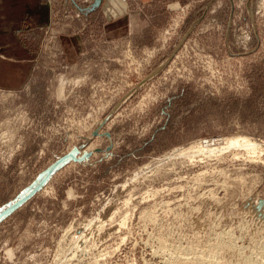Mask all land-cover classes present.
<instances>
[{"label": "rangeland", "instance_id": "rangeland-1", "mask_svg": "<svg viewBox=\"0 0 264 264\" xmlns=\"http://www.w3.org/2000/svg\"><path fill=\"white\" fill-rule=\"evenodd\" d=\"M51 1L0 86V209L91 152L0 219V264H264V0Z\"/></svg>", "mask_w": 264, "mask_h": 264}, {"label": "crops", "instance_id": "crops-1", "mask_svg": "<svg viewBox=\"0 0 264 264\" xmlns=\"http://www.w3.org/2000/svg\"><path fill=\"white\" fill-rule=\"evenodd\" d=\"M132 2L101 0L96 8L107 18L119 17L129 10ZM53 17L51 0H0V86L14 88L29 81L37 57L36 50L22 40L18 30L24 26L49 27Z\"/></svg>", "mask_w": 264, "mask_h": 264}, {"label": "water", "instance_id": "water-1", "mask_svg": "<svg viewBox=\"0 0 264 264\" xmlns=\"http://www.w3.org/2000/svg\"><path fill=\"white\" fill-rule=\"evenodd\" d=\"M101 0H94L90 5H88L86 8L93 9L99 5ZM77 147H74L73 150H70L69 152L63 154L48 165L45 174L41 177V179H38L34 185H32V188H30L27 192H24L23 194L19 195L15 200L10 202L8 205L3 206V208L0 209V219L3 218V216L14 209L18 208L19 205L24 203L39 187H41L42 183L46 180V178L53 172L55 168L60 166L63 162L70 158H84L86 156H89L91 150H85L82 152V154H77ZM264 205V197H260L258 204L256 205V208L264 214V211L261 209V207Z\"/></svg>", "mask_w": 264, "mask_h": 264}, {"label": "bare ground", "instance_id": "bare-ground-1", "mask_svg": "<svg viewBox=\"0 0 264 264\" xmlns=\"http://www.w3.org/2000/svg\"><path fill=\"white\" fill-rule=\"evenodd\" d=\"M226 143H227L226 145H228V146H236V147H244V146H246V147L250 148L249 150H253V152H256V151L260 150V149L258 150L259 144H257L256 142H254L252 139H250L248 137L244 138V140L242 142L238 141V139L229 138V140ZM205 145H206V147H208L207 144H205ZM215 151L216 150H212L211 149V151H208V152L214 153ZM260 151L262 152V149Z\"/></svg>", "mask_w": 264, "mask_h": 264}]
</instances>
